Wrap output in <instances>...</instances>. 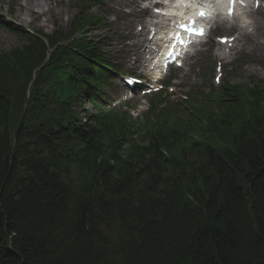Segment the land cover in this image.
<instances>
[{"label":"trees","instance_id":"trees-1","mask_svg":"<svg viewBox=\"0 0 264 264\" xmlns=\"http://www.w3.org/2000/svg\"><path fill=\"white\" fill-rule=\"evenodd\" d=\"M47 37L40 71L48 48L32 35L0 53V264H264V103L250 121L207 107L210 143L177 120L137 151L134 125L100 114V85L59 44L73 35Z\"/></svg>","mask_w":264,"mask_h":264},{"label":"rangeland","instance_id":"rangeland-1","mask_svg":"<svg viewBox=\"0 0 264 264\" xmlns=\"http://www.w3.org/2000/svg\"><path fill=\"white\" fill-rule=\"evenodd\" d=\"M25 0H0V18L4 21H9V16L14 18L17 23V27L21 29L35 30V31H45L49 33L54 30L55 26L59 24L62 28L68 29L72 20L73 15L75 14L76 7L79 5H83V3L78 2L77 6L75 4V0H66L72 1L73 7L71 11L68 10L67 14L54 15V16H40L39 19L31 18L23 15L22 12L19 11V6L24 4ZM41 1V0H40ZM54 1V0H53ZM58 2V1H57ZM54 1V4L57 9L59 6H62ZM10 4H15V8L10 6ZM84 5L91 6V1L85 3ZM101 5V0H96V2L91 6V9H95L96 7ZM43 9V6L36 8V14L41 13L42 11L39 9ZM62 8L66 9L64 6ZM92 10V11H93ZM95 11H97L95 9ZM124 13L127 11L125 17H109L108 23L114 25L116 23H120L122 25H127V29L129 30V34L127 35L128 39L135 38L134 41L127 44L125 47L121 46V41L117 42L119 38L117 36H113L115 42L113 47L116 51H122L121 59H124L122 63L128 61L135 62V57L137 59V64L141 62V66L130 65L128 67V71L131 72L134 76L147 75L146 67L152 59L147 56L148 49L143 47L145 45V38H137L135 37L134 31H139L140 28H137L136 24H144L148 21V18L139 12L138 6H126L125 11L122 9ZM149 12V11H147ZM251 22L253 23V27L249 28L248 31L251 33L252 37H259L262 34V30L264 28V9L260 12H256L255 15L252 16ZM126 29V30H127ZM108 29H106L107 31ZM146 26H144L145 32ZM103 30H99V33ZM141 32V33H142ZM241 31L240 33H242ZM237 36V31L230 32L227 31L223 34H220L218 37H234ZM21 39L17 36L9 33L5 29L0 28V50L2 52H8L11 48L21 47ZM247 42V41H246ZM249 44V43H248ZM216 47H218L215 40L209 41L203 48L199 55L193 57L189 60V64L187 69L185 70H176L172 71L170 74V78L174 80V87L170 89V91L164 95L166 99H169L170 102H177L180 99H185L189 97L191 99V95L201 96V94L210 93L217 91V89L223 84H229L232 86L249 84L253 81L264 80V61L258 62L254 60L253 56L250 54L251 45L248 47L246 44L243 45V49H236L231 51L227 56L225 61H220L215 57ZM135 56V57H134ZM149 60V61H148ZM125 64V63H124ZM222 65L224 68L223 77L221 79V85L217 86L214 83V77L217 75L216 69H219V65ZM248 69V74H246V70ZM112 88H117V94L113 90L108 92V96L116 103H121L128 100V97L122 96V86L120 84V80L115 81L112 84ZM189 99V100H190ZM148 100L145 98L137 97L132 101L128 102L132 107L139 106V108L131 112L134 121H143L144 116L143 112L148 109ZM87 108H89V104H85ZM186 106V105H185ZM186 109V107H183ZM142 114V115H141ZM196 117L201 121L205 120V117L201 113H197Z\"/></svg>","mask_w":264,"mask_h":264},{"label":"bare ground","instance_id":"bare-ground-1","mask_svg":"<svg viewBox=\"0 0 264 264\" xmlns=\"http://www.w3.org/2000/svg\"><path fill=\"white\" fill-rule=\"evenodd\" d=\"M54 1H58L59 4H61L62 6H64L66 9L62 8V6H59V9L56 8ZM25 0L24 4H21L19 6V11L23 13V15L27 16V17H31V18H36L39 19L40 16H54L56 14L58 15H63V14H67L68 10L71 11L73 9H71L73 7V2L72 1H66V0ZM78 1V0H77ZM75 0V4L77 6L78 2ZM57 2V3H58ZM134 3V2H131ZM43 6V9H39L42 12L36 14V8L37 7H41ZM13 7L15 8V5H13ZM145 36V34H142L141 37ZM238 41L242 42L243 45H247L248 47L251 45V52L250 53L254 60L258 61V62H263L264 61V28L262 30V34L259 37H252L250 34L247 33H239L238 34ZM247 41V42H246ZM249 43V44H248ZM238 46L236 45V48ZM202 48V47H201ZM201 48H197L195 50V52H197L198 54L200 52H202V50H200ZM240 48V47H239ZM222 52V53H220ZM215 56H217L219 59H224L223 57L226 56L225 52H223L222 50H218L217 53L215 54ZM246 74H248V69L245 71ZM155 78L157 77V73L154 74Z\"/></svg>","mask_w":264,"mask_h":264},{"label":"snow or ice","instance_id":"snow-or-ice-1","mask_svg":"<svg viewBox=\"0 0 264 264\" xmlns=\"http://www.w3.org/2000/svg\"><path fill=\"white\" fill-rule=\"evenodd\" d=\"M235 2H236V0H232L233 5L235 4ZM199 15L201 17H206L207 13H205L204 11H201L199 13ZM185 30L188 31L189 33L193 34V35H197V36H201V37L205 35V31L202 28H196V27L187 28L186 27ZM221 42L222 43H228V40H227V38H221ZM129 83H134V81L130 80Z\"/></svg>","mask_w":264,"mask_h":264}]
</instances>
